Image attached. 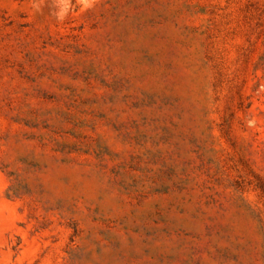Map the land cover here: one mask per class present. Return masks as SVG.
<instances>
[{
	"label": "rangeland",
	"instance_id": "374dc122",
	"mask_svg": "<svg viewBox=\"0 0 264 264\" xmlns=\"http://www.w3.org/2000/svg\"><path fill=\"white\" fill-rule=\"evenodd\" d=\"M0 264H264V0H0Z\"/></svg>",
	"mask_w": 264,
	"mask_h": 264
}]
</instances>
